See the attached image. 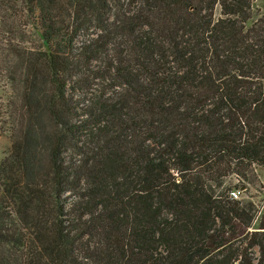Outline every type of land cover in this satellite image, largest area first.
<instances>
[{
	"label": "trees",
	"instance_id": "16d2710c",
	"mask_svg": "<svg viewBox=\"0 0 264 264\" xmlns=\"http://www.w3.org/2000/svg\"><path fill=\"white\" fill-rule=\"evenodd\" d=\"M254 1L0 0V264H264Z\"/></svg>",
	"mask_w": 264,
	"mask_h": 264
},
{
	"label": "rangeland",
	"instance_id": "374dc122",
	"mask_svg": "<svg viewBox=\"0 0 264 264\" xmlns=\"http://www.w3.org/2000/svg\"><path fill=\"white\" fill-rule=\"evenodd\" d=\"M254 18L256 20L264 19V0H255ZM0 122V162H2L9 154L14 140L12 138V131L14 125V111L15 106L1 105ZM68 157H70L68 155ZM240 200L252 201L257 207L258 213L254 221V227H257L258 222L264 213V169L255 168L252 180L246 183L240 191Z\"/></svg>",
	"mask_w": 264,
	"mask_h": 264
},
{
	"label": "built area",
	"instance_id": "2783aa9c",
	"mask_svg": "<svg viewBox=\"0 0 264 264\" xmlns=\"http://www.w3.org/2000/svg\"><path fill=\"white\" fill-rule=\"evenodd\" d=\"M239 194H240V192L235 191V192H233L231 195H232L233 198L238 199Z\"/></svg>",
	"mask_w": 264,
	"mask_h": 264
}]
</instances>
